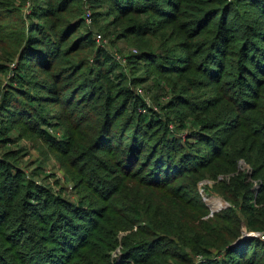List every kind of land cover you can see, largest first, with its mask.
I'll list each match as a JSON object with an SVG mask.
<instances>
[{"label": "trees", "instance_id": "1", "mask_svg": "<svg viewBox=\"0 0 264 264\" xmlns=\"http://www.w3.org/2000/svg\"><path fill=\"white\" fill-rule=\"evenodd\" d=\"M110 1L115 21L140 17L114 40L158 36L172 27L181 51L198 59L196 73L211 81L201 88L215 87L221 101L189 104L184 94L198 85L184 76L189 70L177 69L188 55L176 58L170 39L159 46L167 55L148 43L133 55L138 71L166 60L158 70L185 82L174 101L183 110L164 120L123 86L127 77L105 49L87 54L97 45L90 31L81 32V0H0V143L15 144L26 133L42 139L90 194L74 203L30 184L13 162H0V235L16 254L12 260L117 264L111 253L119 234L130 232L120 240L118 264H264V242L251 237L264 232V0ZM6 76L12 82L4 85ZM83 104L85 114L78 112ZM141 106L149 114L138 115ZM219 111L215 120L211 115ZM59 120L75 132L51 134ZM189 125L197 130L186 132ZM229 129L248 138L227 139ZM204 181L216 182L217 189L204 188L223 198L224 209L203 200ZM96 200L109 206L96 209ZM89 224L103 237L94 236L98 244L86 255L79 251L91 245L85 237L91 233L83 231Z\"/></svg>", "mask_w": 264, "mask_h": 264}, {"label": "rangeland", "instance_id": "2", "mask_svg": "<svg viewBox=\"0 0 264 264\" xmlns=\"http://www.w3.org/2000/svg\"><path fill=\"white\" fill-rule=\"evenodd\" d=\"M87 8L91 12L93 16V24H94V30L97 31L99 34L104 36L105 38L109 39V47L104 48L101 46H98L97 43L95 44L97 46L93 47L92 49L87 50V54H92L95 50V48H101L105 49L109 55L112 56L113 60L115 56L118 54L120 55L125 61V65L121 66L119 65L120 70L122 71L126 77L127 80L123 82V86L131 89L134 94H136L138 97L142 98L145 101V104L150 107L152 112H155L159 114L164 120L166 119V116H175L177 113L180 115V110H183L181 108H176L174 107V101L177 102L178 96L181 95L180 91H183V88L185 86L184 80L181 79L180 76H177L176 74H170L166 75L165 71L160 72L158 70V65L161 67L164 65V62L166 60H163L162 63L160 60H158L155 63H143L144 66L146 67L142 71H138L141 67L140 64H136L134 60L133 55H139L142 51L145 49V45L148 43L151 44V49L154 53L157 55H167L164 52H159V46L163 44L162 46L164 47V43L170 39L171 42H176V47H175V53L174 55L176 58L178 57H185L188 54H185L181 51L179 48L181 41L179 37L175 36L172 33V27H167L165 31L162 32L161 35L155 36L154 34L149 35V37L146 38H137L135 36H131L129 38H124V39H119V40H114V34H118L123 31L124 27L128 24V21L131 20L132 18H140L136 15H129L126 18H119L118 21H115V15L112 14L110 15L111 12V1L110 0H87ZM76 8V4L74 5ZM80 6V5H79ZM31 10V2L27 3L26 6L23 9V13L25 15L30 14ZM81 17L84 20V25L85 28L83 27L81 29V32H85L86 30L89 32V29L87 28L86 22H85V3L84 0H81ZM240 22L242 20L240 19ZM114 23L115 25H112ZM113 32V33H110ZM93 35V33L91 32ZM154 35V36H153ZM163 36V37H162ZM114 40V41H113ZM93 56V55H92ZM88 58L92 60L93 57ZM167 57V56H166ZM190 60V61H189ZM148 64V65H147ZM196 64L198 65V59L193 58V56L188 55V63H178V70L184 72L185 70H189L185 77L187 76L188 78H192L194 76L195 82L193 85H198L195 89H191L188 91L186 94H184V99L190 101L189 104H195V106H212L213 102L216 104L217 102L221 101L220 95H218V92L216 91V88L212 89V87H207V88H201L202 85H207L211 83V81L208 83L203 79V77L196 73L197 68ZM16 64L14 63L11 65V76H15L12 73L16 72ZM184 68V69H183ZM192 68V70H191ZM118 69L111 74V79L114 80V77L118 74ZM138 78H145V82L143 85L138 84V82H135V79ZM78 79V78H77ZM75 79V81L77 80ZM12 82L11 79L6 76L3 78V83L6 85L7 83ZM118 84V83H117ZM192 85V86H193ZM211 85V84H209ZM213 90V91H212ZM31 92L35 95H39L40 93L36 90H31ZM177 96V97H176ZM116 106V104H115ZM179 106V105H176ZM214 106H222L221 104L218 103V105ZM78 112H81V114H85L87 112V108L84 106L79 107ZM138 115L141 116H146V114H149L148 111L146 110L145 106H141L138 109ZM223 112V110H222ZM137 115V116H138ZM222 113L220 114L219 112L212 113V117H215V120L221 118ZM127 117V113L124 114L123 118L120 119L124 120ZM242 124H245V120H240L238 122H241ZM64 121L59 120L56 121V124H61L62 126L57 128V130H54L52 128H48L49 132L53 135H55L58 138H63L64 135L68 132L70 135L73 134L75 131L72 130L71 128L68 129L67 124L63 123ZM170 128L175 129L176 124L175 123H170ZM178 124V122H177ZM57 127V126H56ZM190 130H197V127L194 125H189L188 128L186 129V132H189ZM178 133H181V130L177 129ZM185 132V133H186ZM231 133L230 135H226L227 139H231L232 141L235 138H240L243 139L244 141L248 138L246 137L245 134L239 133L236 130H230L228 131ZM17 135V134H15ZM187 134L182 135V139L186 140ZM250 136V134H249ZM18 142L12 145H9L7 147H4L2 143H0V146L2 149L0 150V162L3 161H11L15 166L19 167L20 170L24 172V177L26 181H29L30 184H33L34 186L44 189L51 194L55 196H59L62 198H66L74 203H78L81 200V197H84L85 195H90L88 192L84 189V187H81L80 185H77V183L72 179V176L70 173H72L71 169L68 171L67 167L64 166L62 162V158L60 155L57 153L53 152L50 150V148L47 146V144L42 140V139H37L36 137L32 136L31 134H23L22 137H18ZM197 145L200 148L205 149L206 147L201 143L198 142ZM24 150V154H18V150ZM8 151V152H7ZM241 165L245 166V162H241ZM41 173V175H40ZM223 177H220L218 181L222 180ZM202 184V185H201ZM206 186H209L210 188H213L215 186L216 188V182L214 181H204L200 183V194L203 200L207 203V205H210V202L215 203V205H210V207H216V211H220L226 207V202L223 200L221 196H219L217 193L210 192L206 193L205 191ZM217 189V188H216ZM23 193H21L20 197H23ZM93 198V197H91ZM93 206L96 207H101L100 210H103V208H107L109 205L107 202L102 203L96 202L93 203ZM223 207V208H222ZM96 208V209H98ZM222 208V209H221ZM108 215V212L105 211V216ZM99 217H94V220L96 221ZM83 222V221H82ZM100 222V221H99ZM84 224H87L84 222ZM37 226V225H35ZM32 226V227H35ZM99 226H102V223H99ZM85 229L83 230L85 233L90 232V234H86L85 237H89L90 239L88 240V243L91 245L88 246L87 248H83V250L79 251L80 253L88 254L91 252H88L90 250L89 248L93 247L94 245L98 244L97 242V237L94 236H102V233L98 231V229H94V227H90L89 225H85ZM138 228V227H136ZM35 228L34 232H37V234H41V229L40 231ZM16 230V229H15ZM84 233V234H85ZM130 232H125V233H120L118 236L119 240V246L118 248L111 253V256L113 258H116L117 264L121 263L122 257V246L120 245V240ZM264 232H256L251 235V237H254L255 235H262ZM90 235V236H89ZM87 237V238H88ZM16 238H18L16 236ZM106 238V237H105ZM93 251L95 248L92 249ZM0 252H4L3 255V262H0L2 264H15V261L17 262L16 254L14 251H10L8 249V244L3 242V238L0 235ZM13 256V257H11ZM14 259L15 261H13ZM203 258H198L196 261L198 263L201 262ZM78 264V263H77Z\"/></svg>", "mask_w": 264, "mask_h": 264}, {"label": "built area", "instance_id": "3", "mask_svg": "<svg viewBox=\"0 0 264 264\" xmlns=\"http://www.w3.org/2000/svg\"><path fill=\"white\" fill-rule=\"evenodd\" d=\"M84 3H85V22H86V25H87V28L89 29L90 32L93 33V38L95 40V42L97 43L98 46H101V47H104V48H107L109 47V39L105 38L104 36H102L101 34H99L97 31H95L94 29V24H93V16L91 14V12L88 10L87 8V0H84ZM114 61L121 65V66H124L125 65V61L120 55H116L115 58H114ZM255 238L259 239L260 241H263L264 242V234L262 235H255L254 236Z\"/></svg>", "mask_w": 264, "mask_h": 264}, {"label": "water", "instance_id": "4", "mask_svg": "<svg viewBox=\"0 0 264 264\" xmlns=\"http://www.w3.org/2000/svg\"><path fill=\"white\" fill-rule=\"evenodd\" d=\"M245 237H250L249 235H247V233L245 234Z\"/></svg>", "mask_w": 264, "mask_h": 264}]
</instances>
